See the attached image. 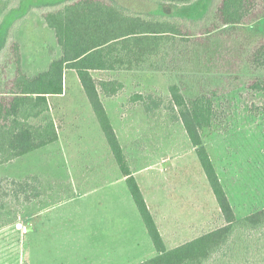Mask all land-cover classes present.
<instances>
[{"label":"rangeland","instance_id":"obj_1","mask_svg":"<svg viewBox=\"0 0 264 264\" xmlns=\"http://www.w3.org/2000/svg\"><path fill=\"white\" fill-rule=\"evenodd\" d=\"M70 1L0 0V61L6 57L12 42L18 41L25 71L33 75L44 70L51 59L60 54V48L42 15ZM114 1L140 14L193 19L204 16L219 0H196L191 5L148 0ZM263 1L255 0L254 3ZM94 76L117 78L124 83L113 101L128 112L131 110L136 122L115 125L134 166L152 164L147 173L153 174L159 173L161 167L170 170L175 203L165 207H172L174 211L160 220L154 200L149 199L167 248L177 247L224 224L197 152L172 104L165 76L123 71H98ZM64 84L65 94L50 96L52 114L61 127L63 120L64 124L67 122L62 141L0 166V234L3 235L0 264H138L152 258L157 251L141 215L137 216L139 211L135 203L132 210L129 209L131 205H126L125 215L109 213L105 218L101 210L95 211L93 206V197L102 192L75 198L78 194L66 187L68 181L59 186L60 180L74 179L75 172L69 175L60 172V164L71 162L66 145L68 138L64 135L68 127L78 124L72 116L81 110L77 106L81 107L86 101L75 70H66ZM215 103L217 115L202 134L234 211L237 217H243L264 208V93L241 87L225 93ZM144 112L149 113L147 117ZM112 117L114 122L118 121L117 115ZM75 143L76 138H72L71 144L75 146ZM139 149L145 153L138 157L136 151ZM89 159L85 162L90 163ZM185 186L190 189L184 191ZM70 196L73 197L67 199ZM43 203L48 204V209L39 212L38 208H44ZM32 204L36 206L37 215L32 223L30 221L29 228L35 232L30 231L28 236L27 217ZM100 208L104 207L100 205ZM18 227L20 233L16 237ZM24 227L26 234L23 236ZM253 248L258 250L260 257L264 253V240L258 245L253 243ZM243 260L239 257V262Z\"/></svg>","mask_w":264,"mask_h":264},{"label":"trees","instance_id":"obj_2","mask_svg":"<svg viewBox=\"0 0 264 264\" xmlns=\"http://www.w3.org/2000/svg\"><path fill=\"white\" fill-rule=\"evenodd\" d=\"M148 1L191 5L196 0ZM254 2L219 0L193 19L140 14L114 0H72L46 12L42 20L54 32L60 54L30 75L23 67L20 43L14 41L0 61V166L59 140L50 96L63 93L66 70H75L157 251L138 264H264V253L258 257L253 248L264 240V208L237 217L202 134L217 115L215 100L225 93L241 87L264 93V1ZM125 70L165 73L172 104L225 221L171 249L101 98L116 96L124 83L92 73Z\"/></svg>","mask_w":264,"mask_h":264},{"label":"crops","instance_id":"obj_3","mask_svg":"<svg viewBox=\"0 0 264 264\" xmlns=\"http://www.w3.org/2000/svg\"><path fill=\"white\" fill-rule=\"evenodd\" d=\"M95 72H98V71H93L92 72L93 75ZM101 72H120V71H101ZM123 72H134V73L151 72V73H157V74H162V75L165 74L163 71H158V70H128V71L125 70ZM82 89L84 90L83 86H82ZM65 92H66V89H65V84H64L63 93L59 94V95H63V94H65ZM84 94L86 95L85 90H84ZM116 96H114V97H116ZM114 97H106L105 95L101 94L103 104H104L105 109L108 113L110 121H111V123H112V125H113V127L117 133V136L120 140V143H121V146L124 150V153L127 156L131 170H132L134 176L136 177L139 186L141 187L143 195H144L151 211H152V208H151L149 199L154 200L155 209H156V212L158 215L157 217H159V219L161 220L162 217L166 216V214L169 211H174V208H172V207H169V206L165 207L166 205H173L175 203V201L172 198V194L174 193L173 191H175V189L170 188V182H171L170 181L171 175L169 174L170 170L168 167H161L160 168L161 170L159 173L153 174V173H147L148 168H151L152 164H150V165L143 164V165H139L138 167L134 166L133 158L131 157V155L127 151V148L125 147V144L123 143V140L121 138L122 135L119 132V129L117 128L115 123H118L120 125H127L130 123H133L134 121L136 122V120H133L134 117H133V113L131 112V110L128 112L126 110V108H124L122 105H118L117 103H114V101H113ZM84 104L81 103V105H82L81 107L77 106L79 109H81V110H79L81 112L77 111L76 115L72 116V117H74V119L77 121L78 124L75 127H71V126L68 127L66 129V133L64 135V136H66V138H68V142L66 143V145L69 146V150H70L69 153H70V157H71V162L68 163V165L67 164L66 165L60 164L61 165V167H60L61 173L66 174L68 172V175H69V173L75 172L74 179H71V181H69V179H67L66 181L60 180L59 186L62 187L68 181L69 184L66 185V187L70 188V192L75 191L78 194L77 196H75V198H86L90 194H94V193L98 194V193L102 192V195H100V196L97 195L96 197H93L94 210L96 211V210L100 209L102 214H104L105 218H108L107 216L109 213H114V214L117 213V214L125 215L126 210H127L126 205H131V207L129 209L132 210V206L135 203V201H134V199L131 195V192L129 190V187L127 185L126 177L122 174L120 167H119L117 161L115 160V158L113 156V153H112V151H111V149L107 143L106 137H105V135L102 131V128L100 126L99 120H98L87 96H86V101ZM52 111H53V106H52ZM78 112H79V114H78ZM135 113L136 112H134V116H135ZM145 113L146 112H144V115H145V117H147L149 113H146V114ZM115 115H117V117H118L117 122L113 121L112 116L115 117ZM139 115H141V114L139 113ZM53 116H54V114H53ZM54 118L58 122L56 117H54ZM68 118H67V120H68ZM62 123L64 126L61 127V125H60L59 140H58L60 142L63 139V134H64L63 129H64V127L66 128L67 122L64 124V120H63ZM90 124H91V126H90ZM99 126H100V128H99ZM103 135H104V137H103ZM72 138H76L75 146H73L71 144ZM144 153H145V150L139 149L136 151V155L138 157L142 156ZM88 157L91 158V159H89L90 163L85 162V160ZM167 157L162 159V161L166 160ZM20 158L21 157L15 159L13 162L18 161ZM114 161H116L117 166L115 165ZM140 161H141V158L139 159V162ZM3 166H5V165H3ZM216 170H217V173L221 179L223 186L225 187L222 176L219 172V168H216ZM71 177L72 176H70V178ZM187 189H190V188L185 186L184 191ZM147 190H148L149 196L147 194ZM225 190H226V188H225ZM190 193H191V196L194 195V192L192 190H190ZM71 197H73V196H70L67 199L70 200ZM94 199H95V201H94ZM49 203H51V202H49ZM100 205H102L104 208L101 209ZM135 205H136V203H135ZM43 206H44V208H38V209H41V210H38L39 212L48 209L47 203H43ZM136 207H137V205H136ZM133 208H135V207L133 206ZM202 211H203V213L206 212L205 207H204V210H202ZM138 214H140V213H137V216H138ZM36 215H37L36 206L34 204H32V206L29 207V212H28V217H27V226L28 227H26V228L28 229V232H27L28 236L30 234V231L33 230L32 232H35L34 229L30 230L29 227H30V224L32 223V220L35 219ZM153 215H154V213H153ZM154 218H155V216H154ZM155 220H156V218H155ZM30 221H31V223H30ZM156 223H157V221H156ZM157 225H158V223H157ZM158 227H159V225H158ZM26 228L24 230H22L23 236L26 234ZM159 230H160V227H159ZM1 231H2V229L0 228V232ZM19 231H20V228L18 227L17 231H15L16 237L19 236V233H20ZM160 232L162 233L161 230H160ZM2 236L3 235L0 234V243H1Z\"/></svg>","mask_w":264,"mask_h":264}]
</instances>
